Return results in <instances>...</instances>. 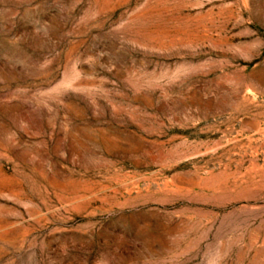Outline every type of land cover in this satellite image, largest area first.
Returning <instances> with one entry per match:
<instances>
[{
  "label": "rangeland",
  "instance_id": "374dc122",
  "mask_svg": "<svg viewBox=\"0 0 264 264\" xmlns=\"http://www.w3.org/2000/svg\"><path fill=\"white\" fill-rule=\"evenodd\" d=\"M0 264H264V0H0Z\"/></svg>",
  "mask_w": 264,
  "mask_h": 264
}]
</instances>
